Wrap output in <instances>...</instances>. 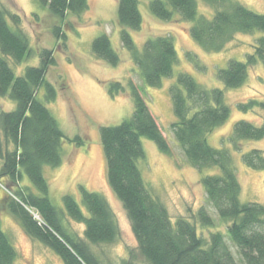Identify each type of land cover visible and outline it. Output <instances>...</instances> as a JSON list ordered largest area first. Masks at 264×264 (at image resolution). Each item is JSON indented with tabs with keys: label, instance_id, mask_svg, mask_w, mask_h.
Listing matches in <instances>:
<instances>
[{
	"label": "trees",
	"instance_id": "16d2710c",
	"mask_svg": "<svg viewBox=\"0 0 264 264\" xmlns=\"http://www.w3.org/2000/svg\"><path fill=\"white\" fill-rule=\"evenodd\" d=\"M41 2L59 19L60 24L53 31L56 37L64 39L63 25L70 24L69 17L81 19L90 8L89 0ZM203 2L213 8L211 17L199 12L198 0H148L147 7L160 20L171 21L177 16L185 24L191 22V38L209 52L225 50L237 34L260 33L245 61L231 59L227 67L217 70V78L227 88H238L247 81L251 67L264 64V13L252 10L240 0ZM117 19L121 44L143 81L160 87L164 78L173 76L179 61L174 34L156 33L148 36L142 46L136 43L131 31L142 29V0H119ZM20 24L18 14L0 7V96L16 102L13 109L0 112V184L6 189L2 204L31 238L56 252L64 264H102L91 244L112 243L119 235L106 198L81 184V201L70 193L64 194L65 213L49 197L44 166H60L64 144L82 145L84 141L80 135L68 136L46 105L58 95L57 87L47 77L54 64L52 52L44 49L41 62L27 66L22 74H17L10 63L23 62L32 55L29 37L19 29ZM92 51L111 66L121 61V54L108 34L93 40ZM126 90L121 81L110 83L109 93L113 96ZM169 90L176 118L171 124L174 139L194 168L211 170L201 178V183L209 204L227 229L226 233L212 230L216 221L205 206L193 215V221L186 217L173 221L146 183L140 167L146 158L143 138L154 141L167 155L171 156L172 150L141 89L130 81L127 92L134 103L132 115L119 124L101 126L100 137L108 183L128 212L141 253L147 263L153 264H239L229 238L241 262L264 264V204L241 200L242 186L234 154L240 153L246 166L264 169L262 149H242L245 142L264 138V121L255 124L247 119L237 120L225 138L227 144L214 147L208 141L209 135L232 114L224 90L207 87L187 72L179 73ZM237 106L247 112L264 108V100L251 98L239 101ZM68 218L85 225L84 238L71 231ZM199 226L209 230L208 235ZM17 257V249L0 218V264H16ZM124 264L135 263L129 258Z\"/></svg>",
	"mask_w": 264,
	"mask_h": 264
},
{
	"label": "rangeland",
	"instance_id": "374dc122",
	"mask_svg": "<svg viewBox=\"0 0 264 264\" xmlns=\"http://www.w3.org/2000/svg\"><path fill=\"white\" fill-rule=\"evenodd\" d=\"M240 1L252 10L264 13V0ZM118 2L119 0H89L90 8L81 19L71 16L68 19L70 24L63 25L65 39L56 37L53 27L60 24L59 19L51 14L49 7L43 5L41 0H0V7L20 16L19 29L29 37L32 49V55L23 62L11 60L10 63L17 74H22L27 66L41 62V52L44 49L52 52L54 64L49 67L47 77L57 87L58 95L54 101L46 102V105L68 136L80 135L84 141L82 145L64 144V160L60 166H44L50 186V199L66 213L64 194L70 193L81 201V184L101 193L110 206L119 235L112 243L91 244V249L102 264H124L129 258H133L135 264H142L147 263V259L140 251L131 219L108 183L100 127L119 124L132 115L134 103L127 92L129 82L132 81L144 94L172 150V155H167L159 150L154 141L143 138L146 158L140 162V167L146 183L166 206L173 221L179 217L193 221V215L201 206H205L216 221L212 230L226 233L227 224L220 220L209 204L201 183V178L211 170L199 171L194 168L174 139L171 124L176 118L169 89L179 73L187 72L207 87L224 90L232 114L224 125L208 137L211 145L223 147L227 144L225 138L237 120L247 119L255 124L264 121V108L257 107L245 112L237 106L239 101L251 98L264 100V64L251 67L248 79L242 86L227 88L217 78V70L227 67L231 59L245 61L247 54L253 52L260 33L237 34L225 50L209 52L191 38L188 32L191 22L185 24L176 19L177 16L171 21L160 20L150 13L148 0H142V29L131 31L136 43L142 46L148 36L170 32L174 34L179 57L172 77L164 78L160 87L149 86L143 81L129 52L121 44V26L117 19ZM198 2L199 12L211 17L213 8L207 6L203 0ZM12 25L15 27L13 23ZM101 34H108L114 47L120 52L121 61L118 65L111 66L93 54V40ZM115 81H121L127 89L117 96L109 93L110 83ZM15 106L14 100L8 96H0V112L11 110ZM252 147L264 151V138L247 141L242 145L244 151ZM234 154L237 175L242 186L241 200L264 204V169L250 168L244 164L240 153ZM5 195L6 189L0 184V218L3 229L17 249L16 264H64L56 252L26 233L18 219L3 206L2 199ZM31 211L39 218L34 209ZM67 223L71 231L84 238L83 223L71 218H68ZM199 230L205 235L209 233L202 226H199ZM227 240L239 264H244L236 247L229 238Z\"/></svg>",
	"mask_w": 264,
	"mask_h": 264
},
{
	"label": "water",
	"instance_id": "95a60500",
	"mask_svg": "<svg viewBox=\"0 0 264 264\" xmlns=\"http://www.w3.org/2000/svg\"><path fill=\"white\" fill-rule=\"evenodd\" d=\"M142 264H153V263H142Z\"/></svg>",
	"mask_w": 264,
	"mask_h": 264
}]
</instances>
